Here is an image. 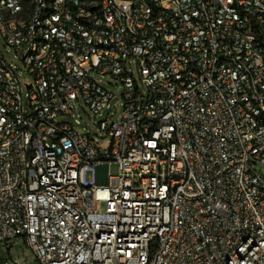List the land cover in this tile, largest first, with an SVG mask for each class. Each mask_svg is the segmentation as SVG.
I'll use <instances>...</instances> for the list:
<instances>
[{
	"label": "built area",
	"instance_id": "built-area-1",
	"mask_svg": "<svg viewBox=\"0 0 264 264\" xmlns=\"http://www.w3.org/2000/svg\"><path fill=\"white\" fill-rule=\"evenodd\" d=\"M0 41L22 63L0 48V245L264 264V0H0ZM108 76L124 110L103 150L69 119L111 108Z\"/></svg>",
	"mask_w": 264,
	"mask_h": 264
},
{
	"label": "rangeland",
	"instance_id": "rangeland-1",
	"mask_svg": "<svg viewBox=\"0 0 264 264\" xmlns=\"http://www.w3.org/2000/svg\"><path fill=\"white\" fill-rule=\"evenodd\" d=\"M0 48L2 54L5 56L6 60L9 63H15L20 68L22 67V63L18 58H16L13 52L10 55L7 53L3 42L1 41ZM135 74L137 77L136 72ZM98 79L102 81L104 87L109 89L115 95V99L111 103V108L104 111L102 113V116H98L92 113V111L84 103V101L80 100L77 103L75 117L69 120L74 122V119H80L81 123L79 125V128L88 135L96 137L97 135L101 134L102 139H99L100 146L103 150H108L111 147V138L107 136L106 133L100 130L99 124L106 118H108L112 122L120 120L124 110L123 87L121 85H118L116 80H114V78H112L111 76L105 78L98 77ZM26 83L33 85L34 80L31 76L24 74L23 90L25 94L27 93V89L25 87ZM258 169L261 168L259 167ZM110 173L112 176L118 175V166L116 164H112L110 166ZM88 180L91 182L93 181L92 174L88 175ZM14 243L16 245L11 249L6 244L0 245V264H6V261H10L11 257L15 261L19 262V264H39L35 260L33 252L26 246L22 238L14 240Z\"/></svg>",
	"mask_w": 264,
	"mask_h": 264
}]
</instances>
